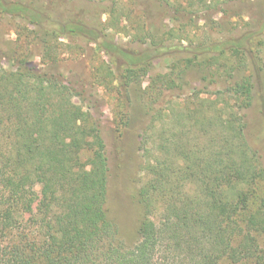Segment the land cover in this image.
<instances>
[{
  "label": "trees",
  "instance_id": "1",
  "mask_svg": "<svg viewBox=\"0 0 264 264\" xmlns=\"http://www.w3.org/2000/svg\"><path fill=\"white\" fill-rule=\"evenodd\" d=\"M69 1L76 6L61 22L53 10L63 0H0L1 14L24 22L16 49L0 52V264H264V163L247 139L245 116L262 69L255 58L264 19L210 41L189 34L169 43L185 34L176 25L204 9L236 15L237 8H264V0H151V10L145 0H102L96 17L92 0ZM159 3L174 24L162 35L150 30ZM116 34L142 48L121 46ZM29 39H40L42 69L31 61ZM72 42L112 59L114 69L97 56L92 80L110 89L118 126L130 125L131 89L139 85L146 132L157 129L142 143L146 180L136 195L133 243L120 238L109 214L100 120L77 101L84 100L78 78L58 70L62 47ZM168 54L169 71L142 88L155 60ZM194 70L202 73L198 84L185 77Z\"/></svg>",
  "mask_w": 264,
  "mask_h": 264
},
{
  "label": "rangeland",
  "instance_id": "2",
  "mask_svg": "<svg viewBox=\"0 0 264 264\" xmlns=\"http://www.w3.org/2000/svg\"><path fill=\"white\" fill-rule=\"evenodd\" d=\"M2 1L10 3L14 0ZM191 2H194V0L182 1V3ZM145 3L150 9L149 3H151V0H145ZM75 4V2L63 0L61 4L54 7L56 8L53 10L54 19L65 22L68 16H70V10ZM87 4L92 6L93 12L90 16L94 17L97 15L99 6L105 7L107 5L102 0H92ZM153 5L150 19L152 27H150V30H153L157 34L160 32L162 35L172 29L174 24L169 19H166L165 7L161 3ZM84 7H86V4ZM236 10V15H225L221 12H215L213 10L207 11L204 9L199 15H195L193 20L190 21L189 18L180 26L176 25L178 28H181L183 25L182 28L185 29V34L180 32L177 34L178 38L173 39L172 42L169 41V43L177 44L180 42V37H187L189 34L192 35L196 43H200L203 37H207V40L210 41L221 35H228L237 29H239V33L242 30L241 28L247 23H251V26L254 28L258 22L264 19V8L251 6L250 8L247 7L246 10H242L240 14L239 9L237 8ZM15 18L0 13V52L2 55L11 51L13 52L17 47V32L24 26V22L19 17ZM106 18V15L102 16L103 21ZM147 28L149 29V27ZM245 29H248L247 25ZM23 42L22 40V44ZM116 42L125 48L130 47L136 50L142 48L138 43H133L124 34H116ZM29 43V49H31V56L33 57L31 61L35 66L42 69L43 65H41V58L39 56L41 52L40 39H35V41L30 40ZM61 43L67 45L69 41L64 38L61 40ZM79 43L76 42V44ZM182 43L186 44L188 42L184 40ZM74 44L72 42L70 47H62L63 52L60 55L58 70L67 80L72 77L78 78V83L76 82L77 84L72 85L82 92V99L84 100L77 101L83 103L86 108L89 107L90 111L100 120L106 139L110 165L109 214L119 228L120 238L128 243H133L137 240L136 227L141 217V207L136 201V195L140 185L146 180V175L142 169L145 159L142 143L146 138L151 137V135L153 136L157 129L146 132L150 123V117L148 118L146 115L144 103L140 100L141 93L139 85H134L131 89L133 99L129 106L130 125L127 128L118 126L119 119L115 114V106L110 97V89H106L103 86H93L94 82L92 80L97 68H100L98 57L111 68H113L111 64L112 59L105 53H101V57L100 55L98 56V48L95 45L86 46V43H80L79 45L82 44L81 46L83 47V50H81L75 48L73 46ZM24 47L27 49L25 45ZM258 57V59L255 58V61L260 64L258 67L262 69L254 78L256 86L253 105L245 112L247 122L246 135L251 146L260 152L264 163V47L262 52L258 54ZM168 59H172L171 54L155 60V66L152 68L149 76L141 83L142 88H145L157 73H167L169 71ZM10 65L7 57H3L2 66L5 69H9ZM247 73H251V68H249ZM201 75L202 73L199 70H194L188 71L185 77L191 83L193 81V83L198 84ZM183 93L185 95L187 92ZM93 107L99 109L98 114H95ZM119 127H121V131H118ZM36 192L37 197L33 204L32 213L37 212L41 197L39 188H37ZM262 244L264 246L263 240Z\"/></svg>",
  "mask_w": 264,
  "mask_h": 264
}]
</instances>
